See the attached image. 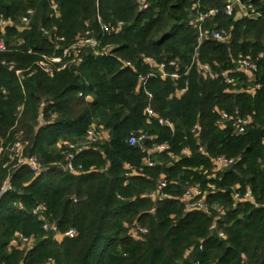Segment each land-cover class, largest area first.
Listing matches in <instances>:
<instances>
[{
  "label": "trees",
  "instance_id": "trees-1",
  "mask_svg": "<svg viewBox=\"0 0 264 264\" xmlns=\"http://www.w3.org/2000/svg\"><path fill=\"white\" fill-rule=\"evenodd\" d=\"M147 2L148 8L141 10L138 0H0V18L13 23L0 29L5 47L0 52V189L6 181L12 188L0 197V264L47 259L54 264H264V1L242 0L260 13L259 19H215L218 27L231 29L229 38L223 43L209 40L198 51L199 62L209 65L214 80L204 79L194 65L174 83L150 79L146 91L152 99L138 87V74L148 71L141 57L178 59L183 73L196 34L188 23L193 0ZM202 3L222 8L225 0ZM27 10L33 11L29 23L18 30L15 24ZM97 18L106 25H124L117 33L103 32ZM86 31L99 40V49L110 48L108 54L85 50L81 63L51 75L39 68L44 54L59 55L61 47ZM239 58L258 67L261 88L253 95L244 90L246 77L235 70ZM224 72L235 85L225 81ZM185 85L186 91L177 96ZM42 102L44 124L39 126ZM148 106L173 129L148 118ZM218 111L248 117L251 124L241 135L234 133L233 121L218 128ZM195 124L201 128L198 139L191 133ZM91 125L104 129L108 140L77 157L81 174L63 171L65 155L57 146L81 141ZM139 133L152 138L147 147L168 146L153 156L155 167H145L146 154L127 143L131 134ZM18 138L26 143L24 155L37 157L38 175L10 159L8 149ZM184 148L188 155L181 154ZM218 156L235 162L220 181H210L220 191L209 195L207 203L221 206L224 213L210 231L212 218L185 212L178 198L189 185H206L203 171H210ZM126 164L137 169L135 175L125 177ZM162 177L170 198L154 203L145 194ZM247 188L257 206L233 207L231 190ZM37 205L46 207L49 223L60 231L73 228L77 236L55 242L32 214ZM133 224L147 230L138 240L129 235ZM17 233L35 238L30 252L9 250Z\"/></svg>",
  "mask_w": 264,
  "mask_h": 264
},
{
  "label": "built area",
  "instance_id": "built-area-1",
  "mask_svg": "<svg viewBox=\"0 0 264 264\" xmlns=\"http://www.w3.org/2000/svg\"><path fill=\"white\" fill-rule=\"evenodd\" d=\"M203 0H193L190 6V16H189V25L193 28L196 34V46L194 49V53L191 58V62L184 68V72L181 73L180 63L178 59H163L157 60L156 58L149 56H142L141 61L143 65L148 67L147 73H139L138 74V87L144 90V93L147 95L148 99H152V94L146 91V86L150 79H158L161 81H172L177 82L183 77H185L190 69L195 65L201 76L204 79L214 80L216 75L211 70L208 64H201L198 59V51L200 47L207 41H215L217 43L225 42L229 36L231 29L227 30L225 28H220L215 22V19L219 16L231 17L237 13L241 14V18L246 17L249 19H259L261 15L259 12H255L253 6L251 4H245L242 0H225V3L222 8L218 7H205L202 3ZM264 1V0H260ZM138 4L141 10H146L148 8L147 0H138ZM52 8L56 9L57 5L52 4ZM33 11L27 10L26 14L21 18L19 24L20 29H24L29 23V17L32 16ZM240 18V19H241ZM264 18V17H263ZM99 25L101 26V30L107 33H117L123 27V22H118L115 26L106 25L101 22L100 18H97ZM13 23L11 21H6L0 18V29L3 30L6 27L12 26ZM43 34L47 35L45 30H42ZM59 42H64V38L57 39ZM100 42L89 31H86L81 37L76 38L75 42L67 47H63L61 49V53L59 55L52 54L50 56H42L41 61L39 62V68L48 75L53 74L55 71L65 70L73 65H78L83 60V51L90 50L93 51L94 54L103 56L108 53L105 52V48L99 49ZM5 47L3 42L0 40V52L4 51ZM99 49V50H98ZM3 65H7L4 62ZM236 72L243 74L246 77V87L245 92L247 94H255L257 90L261 88V85L257 82L256 75L258 73V67L252 61L246 58H239L234 61ZM10 68L14 67L13 63L8 64ZM125 67H132L130 62L124 63ZM15 74L20 76V71L16 70ZM31 75V74H30ZM225 81L230 85H235V80L229 77L228 72H224L222 74ZM186 91L185 87L181 88L177 91L176 95L180 96ZM1 93H5V91H1ZM81 96V95H80ZM86 101H90V97H85ZM44 108V103L42 102L39 106V116L37 118L38 125L41 126L44 124V117L42 113V109ZM20 110V109H18ZM145 113L148 118H154L158 121L160 125L168 126L171 130L173 129V125L168 121H163L158 119L153 110L148 106L145 109ZM218 118L215 122V125L218 128H224L225 124L228 121H233L234 133L237 135L244 134L247 127L251 124V119L248 117H235L231 118L226 112L218 111ZM200 125L195 124L191 130V133L198 139L200 133ZM109 138L108 133L102 129L101 127L91 125L85 132L83 138L79 142H66L59 144L57 147L63 149V153L65 155L64 164L62 165L63 171L70 173L72 175H79L82 173L81 165H76L77 157L84 153L85 151L91 149L92 146L103 143L107 141ZM152 140L151 137L144 133H139L137 135L131 134L128 138V145L130 146H139L141 151L146 154V158L144 159L143 165L145 167H155L156 162L153 160V156L160 154L166 150H168L167 144H153L150 147L146 146V142ZM26 143L21 139H16L10 148L8 149L10 159L16 161L18 167L27 166L30 172L34 175H38L41 171V165L36 156L24 155V148ZM2 149L0 148V153ZM199 152L204 154V150L202 147H199ZM182 155H188L189 151L187 148L182 150ZM171 159H174L171 156ZM235 160L232 158H227L225 156H218L212 160V169L204 170L203 176L205 177V181H207L206 185L202 187L200 184H193L187 186L181 197L178 200L184 205L185 212H201L206 214L208 217L212 218V222L210 225V231H215L217 222L221 219L223 213V208L217 204L209 205L207 203V198L209 195L219 192L220 190L212 184L210 181L218 179L220 181V175L223 174L228 168H230L234 164ZM125 177H131L136 174L137 169L130 165L126 164L124 166ZM167 187L166 180L162 177L156 181L155 189L148 194H145V197L151 200L152 202L161 201L167 198H170L167 194L164 193V189ZM12 188L8 181H6L0 189V197L10 191ZM119 199H122L118 196ZM231 202L232 206H236L238 204H250L257 206L255 198L250 189H245L244 191H239L237 189L231 190ZM264 208V204L262 205ZM154 209H151L153 212ZM46 212V207L44 205H37L32 210V214L41 221V228L46 233H51L52 238L55 242L61 243L65 239H74L77 236V232L75 229L70 228L65 231H60L55 224H51L47 221L44 216ZM147 230L141 228L137 224H133L130 228L129 235L135 239H140V236L146 234ZM217 236L221 239L225 238V235L222 231H217ZM35 246V238L30 236H25L22 233H17L10 240L8 244L9 250H23L25 253L30 252ZM201 249V247H199ZM39 264H54L52 259H47ZM199 264V263H194Z\"/></svg>",
  "mask_w": 264,
  "mask_h": 264
},
{
  "label": "rangeland",
  "instance_id": "rangeland-1",
  "mask_svg": "<svg viewBox=\"0 0 264 264\" xmlns=\"http://www.w3.org/2000/svg\"><path fill=\"white\" fill-rule=\"evenodd\" d=\"M189 13H190V11H189ZM189 16H190V14H189ZM188 23H189V18H188ZM16 25V27L18 28V30H21L20 29V24L19 23H16L15 24ZM81 36V35H80ZM80 36H77L76 38H79ZM75 38V39H76ZM67 46H69V45H67ZM67 46H64V47H67ZM61 48H63V47H61ZM110 50V48L109 47H107V48H105V52L106 53H108V51ZM45 56H50V55H52V54H44ZM72 67V66H71ZM2 152V151H1ZM1 154V153H0ZM10 250H12V249H10ZM17 251V250H16ZM25 252V251H24Z\"/></svg>",
  "mask_w": 264,
  "mask_h": 264
},
{
  "label": "water",
  "instance_id": "water-1",
  "mask_svg": "<svg viewBox=\"0 0 264 264\" xmlns=\"http://www.w3.org/2000/svg\"><path fill=\"white\" fill-rule=\"evenodd\" d=\"M240 18H241V14H240V13H237V14L235 15L234 20H235V21H238Z\"/></svg>",
  "mask_w": 264,
  "mask_h": 264
}]
</instances>
